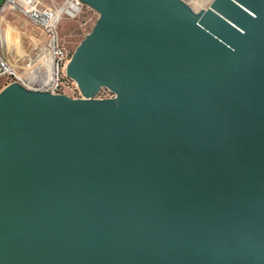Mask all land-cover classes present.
<instances>
[{
  "label": "water",
  "instance_id": "water-1",
  "mask_svg": "<svg viewBox=\"0 0 264 264\" xmlns=\"http://www.w3.org/2000/svg\"><path fill=\"white\" fill-rule=\"evenodd\" d=\"M79 1L81 97L0 90V264H264V0Z\"/></svg>",
  "mask_w": 264,
  "mask_h": 264
},
{
  "label": "built area",
  "instance_id": "built-area-1",
  "mask_svg": "<svg viewBox=\"0 0 264 264\" xmlns=\"http://www.w3.org/2000/svg\"><path fill=\"white\" fill-rule=\"evenodd\" d=\"M194 12L206 10L214 0H182ZM66 7L56 9L44 5L41 0H0V25L9 13L25 17L36 29L31 54H20L16 61L5 50L0 36V82L1 88L16 82L28 90L48 92L53 95L81 97L76 83L66 76L70 60L61 43L58 26L64 14L75 17L83 5L79 0H66ZM68 11V13H65ZM106 88L100 89L96 98H112Z\"/></svg>",
  "mask_w": 264,
  "mask_h": 264
},
{
  "label": "rangeland",
  "instance_id": "rangeland-1",
  "mask_svg": "<svg viewBox=\"0 0 264 264\" xmlns=\"http://www.w3.org/2000/svg\"><path fill=\"white\" fill-rule=\"evenodd\" d=\"M44 5L56 9L65 8L66 0H41ZM99 18V14L87 5H83L80 13L71 17L64 14L58 31L61 43L71 57L77 46L91 31ZM37 29L18 13H9L0 25V36L4 41L5 50L9 51L11 58L16 61L20 54L33 52V41ZM2 82H0V90Z\"/></svg>",
  "mask_w": 264,
  "mask_h": 264
},
{
  "label": "bare ground",
  "instance_id": "bare-ground-1",
  "mask_svg": "<svg viewBox=\"0 0 264 264\" xmlns=\"http://www.w3.org/2000/svg\"><path fill=\"white\" fill-rule=\"evenodd\" d=\"M65 13H68V11H66ZM4 46H5V44H4Z\"/></svg>",
  "mask_w": 264,
  "mask_h": 264
}]
</instances>
